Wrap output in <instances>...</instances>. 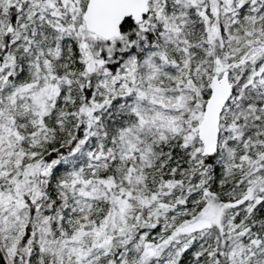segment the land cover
<instances>
[{"label":"snow or ice","instance_id":"snow-or-ice-1","mask_svg":"<svg viewBox=\"0 0 264 264\" xmlns=\"http://www.w3.org/2000/svg\"><path fill=\"white\" fill-rule=\"evenodd\" d=\"M0 264H264V0H0Z\"/></svg>","mask_w":264,"mask_h":264}]
</instances>
